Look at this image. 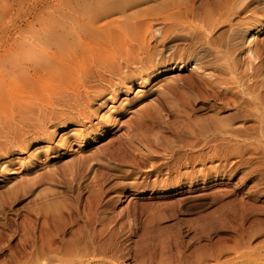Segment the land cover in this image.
Listing matches in <instances>:
<instances>
[{
    "label": "bare ground",
    "instance_id": "1",
    "mask_svg": "<svg viewBox=\"0 0 264 264\" xmlns=\"http://www.w3.org/2000/svg\"><path fill=\"white\" fill-rule=\"evenodd\" d=\"M43 4L32 7L28 22L17 21L15 33L8 24L0 31V152L28 147L36 136L49 139L63 122L82 125L96 112L93 102L113 116L115 100L135 85L189 65L190 77L164 78L167 88L139 119L167 124L182 115L198 127L199 99L235 112L221 116L211 135L194 125L180 144L169 135L128 139L106 160L74 164L70 193L44 189L54 193L19 224V243L0 264H264V0H63L47 11ZM229 33L237 35L226 42ZM84 130L70 132L81 140L94 134ZM238 173L240 192L216 187L201 194L220 206L199 220L198 232L179 200L113 211L122 192L127 200L132 191L208 189ZM131 216L137 227H128ZM139 229L152 242L133 241ZM195 232L200 239L193 241ZM1 239L0 252L9 246Z\"/></svg>",
    "mask_w": 264,
    "mask_h": 264
},
{
    "label": "rangeland",
    "instance_id": "2",
    "mask_svg": "<svg viewBox=\"0 0 264 264\" xmlns=\"http://www.w3.org/2000/svg\"><path fill=\"white\" fill-rule=\"evenodd\" d=\"M62 1L63 0H0V31L8 24L6 26L7 30L11 34L15 33L19 27V20L25 19L27 22L29 21L33 11L32 7L37 2L44 3L42 5V10L47 11V6ZM114 15H112V17H114ZM24 27H27V23L24 24ZM236 35V33L233 35L229 33L226 37V42H228L231 37L234 38ZM2 54L3 51L0 52V56ZM221 58L223 59L225 57L221 56ZM1 63L2 61L0 60V64ZM190 66L191 65L188 66L189 68H182L181 70L173 68L170 72L161 74L159 77L152 79L151 82L145 85H135L132 90H129V92L126 93V95L121 98L118 97L119 100H115L113 103L115 105V110L112 114L113 116L107 115L108 108H106L104 104L99 105L97 102H93L95 107H97L95 108L96 112H93V115L91 114L88 119H85L82 125H76L74 121L63 122L58 125L55 133L49 139L47 138L49 135L36 136L30 141L28 147L15 146L12 149H9L10 151H6L7 153L0 152V164L2 161L8 162V171H5L4 173L0 172V229L3 230V235L1 234L0 239L2 238V242L9 245L4 251L2 250L0 252V260L5 259L4 256L7 257L10 254L11 249L17 247L19 243V233L16 232V230L19 224L25 222L26 218L31 216L34 211L38 209L39 200L45 194L51 195L54 193L43 192L49 184L53 186L52 188L55 189V191L70 193L67 192V186L69 185L70 180V170L74 164H78L82 160L88 159L96 160L98 158L97 161H101L104 159V156H106L104 159L106 160L107 157H109L107 155H110V150L112 151L114 146L117 148L119 143L123 144V142L128 139H133L135 141L145 140L146 142L149 140V142H154L156 139L158 140L160 136L162 137V135L163 137L169 135L170 138L172 136L171 139L173 142L175 141L177 142L176 144H180L190 137L189 133L191 130L189 131V128L193 129V127L196 126V124L192 125V118L183 119L184 116L182 117V115H179L182 117L181 118L178 115H175L180 118H178V122L173 115L167 124H164L162 119H154V121H149V125H146L143 119H139L140 114L141 117L145 114L143 113L146 112L145 108H147V110L152 109L150 103L153 102V100H156L157 97L161 96V89L164 91V88H167L166 85L168 84V81L164 80V78H166L167 75H178L182 78H188L192 75L190 70L192 66ZM126 101L129 102V104L126 103L127 105L123 106V103ZM195 103L196 107H199L195 113V116L199 118L198 120L195 118L196 122H199L197 125L200 124V127L198 126L199 129L203 127L202 130L209 129L208 131H212L210 135L213 134V129L216 131L223 116L228 118L235 112L232 108H227L226 106L222 107L223 105L219 101H214L213 99H210V101L199 99ZM110 106L112 105L109 103L107 107ZM215 107L222 108L220 112L221 115L216 113L217 111ZM110 117L113 118V121L109 123ZM200 117L204 118V120L202 119L201 121ZM187 120H191L190 122L188 121L190 124L188 122L185 124ZM214 123L215 125L213 126ZM75 126L79 127V129H85L83 134L88 129H92L94 134L89 136L86 135L83 140H81L76 137V134L70 132ZM198 127L196 126L195 128L197 129ZM207 130H205V132ZM208 131L205 133L206 135H209ZM90 136H95V138L90 140ZM63 138L65 139L63 140ZM46 146H49V149L51 150L47 152L48 148H44ZM37 147H40L41 149L33 152ZM240 175L241 173H238L235 178H229L228 176L223 177L220 180L214 181L212 183L213 187L208 189L197 188L196 190H189L185 188L180 192L157 193V195L154 193L152 194V192L132 191L130 193V199L127 200L124 196L125 192H122L121 198L113 202V211L117 214L122 207L129 210L141 207L146 209L158 204L179 200L180 203L178 206L181 205L180 207H183L187 213L184 217L191 219L190 221L193 222L191 223L193 224L192 226H195L192 228L199 229V220L203 217L209 216L220 206L219 203H214L209 198L201 197V194L212 192L216 187L240 192L243 187V184L240 185ZM51 177H55L58 182L55 184L52 183L50 180ZM253 183V179L248 181V187H251ZM146 216L147 214L145 213L140 219H145ZM133 218L134 217L132 216L129 218L127 222L128 227H137L138 221H135ZM262 218L264 219V216H262ZM196 223L198 224L195 225ZM165 224H170V222ZM136 232L137 233L132 235L133 241L142 237L147 242H152L151 233L142 236V229H139ZM197 232H195V235L197 236H193V233L190 234L189 238L193 236V241L200 239L198 234H196Z\"/></svg>",
    "mask_w": 264,
    "mask_h": 264
}]
</instances>
